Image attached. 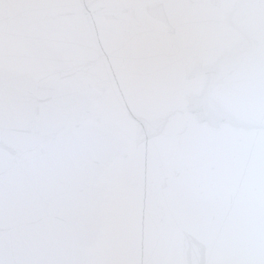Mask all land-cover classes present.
<instances>
[{
  "label": "snow or ice",
  "instance_id": "1",
  "mask_svg": "<svg viewBox=\"0 0 264 264\" xmlns=\"http://www.w3.org/2000/svg\"><path fill=\"white\" fill-rule=\"evenodd\" d=\"M9 142L0 264H264V0H0Z\"/></svg>",
  "mask_w": 264,
  "mask_h": 264
},
{
  "label": "water",
  "instance_id": "2",
  "mask_svg": "<svg viewBox=\"0 0 264 264\" xmlns=\"http://www.w3.org/2000/svg\"><path fill=\"white\" fill-rule=\"evenodd\" d=\"M46 99L47 98H42L38 102L43 103L46 101ZM16 131L19 135H29L30 134V129H27V128H19ZM0 150H2L5 153L9 161H14L16 158H18L22 154V151H23L22 147L15 142H9L4 145H0ZM24 175H27V173H25ZM89 238H90V234L88 233L82 234L80 242H79V246L84 247L86 243L88 242ZM62 243H65L62 237H54V238L45 239L41 241L40 245L43 248V250L52 251V250H55L57 247H59Z\"/></svg>",
  "mask_w": 264,
  "mask_h": 264
}]
</instances>
